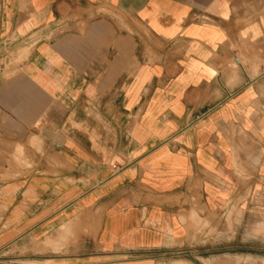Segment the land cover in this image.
Here are the masks:
<instances>
[{
  "label": "crops",
  "instance_id": "crops-1",
  "mask_svg": "<svg viewBox=\"0 0 264 264\" xmlns=\"http://www.w3.org/2000/svg\"><path fill=\"white\" fill-rule=\"evenodd\" d=\"M263 218L264 0H0V264H264Z\"/></svg>",
  "mask_w": 264,
  "mask_h": 264
},
{
  "label": "rangeland",
  "instance_id": "rangeland-1",
  "mask_svg": "<svg viewBox=\"0 0 264 264\" xmlns=\"http://www.w3.org/2000/svg\"><path fill=\"white\" fill-rule=\"evenodd\" d=\"M258 215H259V217H261V212L260 211H258V213H257ZM263 216V215H262ZM264 221V218L263 219H260V220H258V222H263Z\"/></svg>",
  "mask_w": 264,
  "mask_h": 264
}]
</instances>
